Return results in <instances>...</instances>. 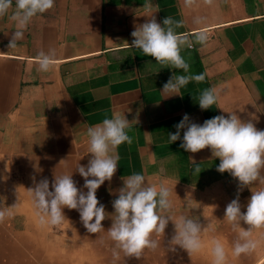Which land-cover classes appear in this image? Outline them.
Returning a JSON list of instances; mask_svg holds the SVG:
<instances>
[{"label": "crops", "instance_id": "obj_1", "mask_svg": "<svg viewBox=\"0 0 264 264\" xmlns=\"http://www.w3.org/2000/svg\"><path fill=\"white\" fill-rule=\"evenodd\" d=\"M12 11L0 16V209L11 212L0 221V264H211L213 239L224 244L226 264H264V227L253 229L255 250L232 253L237 233L223 218L237 195L238 180L216 170L219 158L213 159L210 149L191 153L179 147L181 140L167 143V133L176 131L185 113L203 123L235 111L264 130V0H193L190 7L184 0H55L9 48L15 31ZM152 14L157 22L167 16L183 20L178 33L208 34L203 45L181 50L189 73L205 74L202 82L190 81L181 95L165 97L160 89L182 70L163 67L131 46L134 27ZM195 17L204 18L203 23H193ZM50 49L56 53L54 66L38 71V53ZM210 87L217 88L218 104L201 110L195 98ZM114 111L132 121V143L118 146L117 171L96 193L105 205L104 229L88 233L78 212L65 208L66 218L57 226L67 234L52 233V225H41L36 215L28 191L33 178L46 177L51 186L54 175L72 174L82 186L76 169L91 156L87 128ZM190 156L201 164L198 177L190 174ZM134 172L171 189L174 217L199 218L206 229L201 252L190 257L182 249L168 250L171 221L164 234L154 235L156 249L146 248L137 257L115 248L107 234L111 201L122 178ZM261 186L254 182L243 188L242 206L251 188Z\"/></svg>", "mask_w": 264, "mask_h": 264}, {"label": "clouds", "instance_id": "obj_2", "mask_svg": "<svg viewBox=\"0 0 264 264\" xmlns=\"http://www.w3.org/2000/svg\"><path fill=\"white\" fill-rule=\"evenodd\" d=\"M186 6H192L193 0H184ZM55 0H0V16L13 9L10 19L15 23V31L9 41V48L22 40L24 30L31 19L53 8ZM149 17L142 24L136 25L131 32L134 38L131 46L139 49L145 56L154 57L157 64L173 72L160 89L165 97L181 95V89L190 81L202 82L205 74H190L189 64L181 55L185 47L192 48L194 43L203 45L208 34L197 31L187 35L178 33L183 20L171 16L157 22L155 16ZM204 18L195 17L193 23L201 24ZM55 50L40 51L36 57L37 70L47 72L55 64ZM201 110L218 104L216 87L204 89L195 98ZM196 123L185 113L174 125L176 131L167 133V143L181 140L180 148L197 153L208 148L212 158H219L216 170L228 172L238 180L237 195L224 209V218L237 233L233 241L232 253L235 256L255 250L257 241L252 238L253 229L264 227V186L253 189L243 205L239 193L246 186L264 185V130L257 129L252 120H243L235 111H224ZM130 121L125 114L114 111L111 117H105L100 123L87 128L88 153L91 154L87 165H78L76 171L84 178L78 187L72 174L54 175L51 186L48 178L36 181L34 187L28 188L32 197L36 215L41 225H59L65 220L64 209L76 210L83 227L88 233H97L104 229L102 221L106 218L105 205L97 198V190L105 181H111L117 171L119 155L117 148L122 143H132L128 134ZM181 132L183 135L181 136ZM192 177H198L202 171L201 164L189 157ZM123 184L118 195L111 201L113 211L111 226L107 234L115 242V248L127 255L139 256L144 249H156L159 246L154 235L164 234L171 221L174 233L168 241V250L176 252L182 249L191 257L205 247L202 233L206 230L196 216L174 217L172 191L164 183L159 185L147 183L142 173L134 172L123 177ZM186 207L191 208V201ZM16 204L10 206L15 207ZM242 207L244 211H242ZM11 215L8 209H0V221ZM242 222L247 227L242 226ZM211 264H226V250L219 239L211 241L209 249Z\"/></svg>", "mask_w": 264, "mask_h": 264}, {"label": "rangeland", "instance_id": "obj_3", "mask_svg": "<svg viewBox=\"0 0 264 264\" xmlns=\"http://www.w3.org/2000/svg\"><path fill=\"white\" fill-rule=\"evenodd\" d=\"M52 229V233H56V234H60V235H63L64 234H67V232H65L61 226H57V225H52L51 227H49ZM67 237V236H65Z\"/></svg>", "mask_w": 264, "mask_h": 264}, {"label": "bare ground", "instance_id": "obj_4", "mask_svg": "<svg viewBox=\"0 0 264 264\" xmlns=\"http://www.w3.org/2000/svg\"><path fill=\"white\" fill-rule=\"evenodd\" d=\"M47 261V260H46Z\"/></svg>", "mask_w": 264, "mask_h": 264}]
</instances>
